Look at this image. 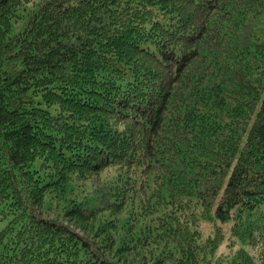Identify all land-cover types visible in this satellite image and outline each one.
Masks as SVG:
<instances>
[{"label": "trees", "instance_id": "obj_1", "mask_svg": "<svg viewBox=\"0 0 264 264\" xmlns=\"http://www.w3.org/2000/svg\"><path fill=\"white\" fill-rule=\"evenodd\" d=\"M0 264H264V0H0Z\"/></svg>", "mask_w": 264, "mask_h": 264}, {"label": "rangeland", "instance_id": "obj_2", "mask_svg": "<svg viewBox=\"0 0 264 264\" xmlns=\"http://www.w3.org/2000/svg\"><path fill=\"white\" fill-rule=\"evenodd\" d=\"M27 20V16L25 15L24 17L22 18H19L17 21H12L11 23V27H10V31H9V34L10 35H14L18 32H20L24 26H25V22ZM136 200L138 201V206H135L136 207V210H139L140 208V200H139V197H136ZM135 207L133 206V204H130V205H126L120 212L119 214H117L118 216V220L120 222H126L128 220H131V217L133 216L134 212L136 211L135 210ZM114 215L113 214H110L108 217H113ZM96 223V222H95ZM82 225H85V226H88L90 225L89 223L85 224V223H82ZM81 226V225H80ZM209 228L208 226L206 227V229ZM208 232L206 230H204V236L207 234ZM229 234L228 232L226 233V240L225 242H227L229 240V238L227 237ZM243 246H245L250 252L254 253V250L249 246V245H246L244 244ZM219 251H223V252H226V246L224 245V242L223 244L220 246L219 248Z\"/></svg>", "mask_w": 264, "mask_h": 264}]
</instances>
